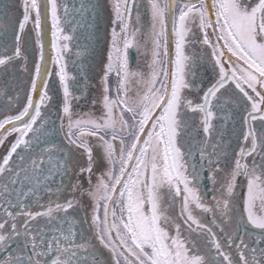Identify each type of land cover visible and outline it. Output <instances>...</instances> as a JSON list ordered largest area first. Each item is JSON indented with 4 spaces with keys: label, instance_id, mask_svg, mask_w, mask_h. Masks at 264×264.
<instances>
[{
    "label": "snow or ice",
    "instance_id": "snow-or-ice-1",
    "mask_svg": "<svg viewBox=\"0 0 264 264\" xmlns=\"http://www.w3.org/2000/svg\"><path fill=\"white\" fill-rule=\"evenodd\" d=\"M99 7L0 3V264H264V0H110L94 79Z\"/></svg>",
    "mask_w": 264,
    "mask_h": 264
},
{
    "label": "flooded vegetation",
    "instance_id": "flooded-vegetation-1",
    "mask_svg": "<svg viewBox=\"0 0 264 264\" xmlns=\"http://www.w3.org/2000/svg\"><path fill=\"white\" fill-rule=\"evenodd\" d=\"M11 0H0V3H10ZM67 4L69 5V8L71 10L72 6L75 5V7L78 9L81 3V0H66ZM84 2L86 4H99L100 7L98 8L99 11V17L97 19V23L99 25V33L98 35V40L97 39H93L92 41V45L91 48L89 49V54L87 56V59L84 60V64L86 66V70L88 71L89 75L92 76L93 78L97 77V75L94 74V70H95V63L98 62V59H100L103 48L102 45L104 43V38L106 37L104 30H103V23H104V5H103V0H84ZM18 11V9L16 8H11L10 9V14L12 12H16ZM73 17H75L76 20H79L80 16L78 13H72L69 16V20H72ZM49 28H50V23H49ZM66 31L68 32V34H72L71 32V26L69 28L66 29ZM75 35L79 38L78 41L77 40H73L72 45H73V49L72 52L67 54L66 58L68 59V68H69V72L70 73H75L77 71V66L73 65L72 61L76 59L74 53L77 50V48L75 47V45L77 43H79V45L81 47H83V45L85 43H87V41L84 39V30L81 28H77ZM50 31L48 36L46 37V45L47 43L50 41ZM46 51H47V47H46ZM105 54H107V47L105 50ZM130 61L132 63V66H135L136 63V54L134 52V50H130ZM95 75V77H94ZM93 91H94V87H93ZM93 91H92V95H93ZM87 110V109H85Z\"/></svg>",
    "mask_w": 264,
    "mask_h": 264
},
{
    "label": "rangeland",
    "instance_id": "rangeland-1",
    "mask_svg": "<svg viewBox=\"0 0 264 264\" xmlns=\"http://www.w3.org/2000/svg\"><path fill=\"white\" fill-rule=\"evenodd\" d=\"M103 5H104V8H103V11H104V23H103L104 27H103V30H104V33L106 35V30L110 29V24H109V21L111 19L110 0H103ZM145 19L147 20V18H145ZM107 43H108V40H107V35H106V37L104 38V43L102 45V47H104V48H103L101 57H100V59H98V62L95 63L94 74L97 75V77H99V75L101 74L102 63L106 62L107 54H105V50L107 47ZM95 75H94V77H95ZM97 77H95L94 79H96ZM96 83H98V80H96ZM97 94H98V92L96 91V89L94 87L93 95H97Z\"/></svg>",
    "mask_w": 264,
    "mask_h": 264
}]
</instances>
